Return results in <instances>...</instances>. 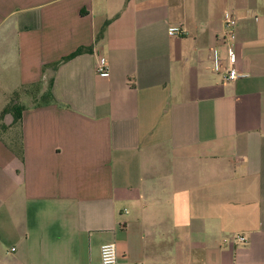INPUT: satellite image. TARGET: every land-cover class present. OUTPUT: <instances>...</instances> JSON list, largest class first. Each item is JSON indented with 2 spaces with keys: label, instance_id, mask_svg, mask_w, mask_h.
Segmentation results:
<instances>
[{
  "label": "crops",
  "instance_id": "1",
  "mask_svg": "<svg viewBox=\"0 0 264 264\" xmlns=\"http://www.w3.org/2000/svg\"><path fill=\"white\" fill-rule=\"evenodd\" d=\"M9 82L29 93L0 122V264H96L105 244L117 264H264V0H0Z\"/></svg>",
  "mask_w": 264,
  "mask_h": 264
},
{
  "label": "built area",
  "instance_id": "2",
  "mask_svg": "<svg viewBox=\"0 0 264 264\" xmlns=\"http://www.w3.org/2000/svg\"><path fill=\"white\" fill-rule=\"evenodd\" d=\"M237 28L238 20L232 11H226L224 15V37L222 45L213 50L212 60L214 71L221 72L227 82L235 81L244 75L238 72L237 65L239 56L237 52ZM185 31L182 27H172L169 29L171 36H182ZM98 75L107 77L110 74L109 63L106 59L101 58L97 69ZM237 242L245 243L246 238L238 236ZM117 248L114 244H105L100 250V261L96 264H117Z\"/></svg>",
  "mask_w": 264,
  "mask_h": 264
},
{
  "label": "trees",
  "instance_id": "3",
  "mask_svg": "<svg viewBox=\"0 0 264 264\" xmlns=\"http://www.w3.org/2000/svg\"><path fill=\"white\" fill-rule=\"evenodd\" d=\"M91 51V49H87V48H80L78 49L75 53H73L72 55H70L67 58H64L62 61H60L59 63H56L54 65L51 66V68H53L54 70H56L61 64L68 62L74 58H76L77 56L85 53V52H89ZM52 85V81H50L49 86ZM29 93V91L24 90L23 93H17L15 94L11 101H10V105L7 106V108L3 111V113L0 116V122H4L5 118L9 115H11L14 118V122L10 127H13L14 125L18 124L19 122H21L22 120V113L24 111V107H22L19 102H20V97L22 94ZM34 96V98L36 99V102H38L39 104H49L53 102V97L51 95L50 92H45L42 94V86L40 84L38 85H34L32 86L31 92ZM41 95V96H40ZM40 96V98H38ZM10 127H7L5 124H3V130L5 129H9Z\"/></svg>",
  "mask_w": 264,
  "mask_h": 264
},
{
  "label": "rangeland",
  "instance_id": "4",
  "mask_svg": "<svg viewBox=\"0 0 264 264\" xmlns=\"http://www.w3.org/2000/svg\"><path fill=\"white\" fill-rule=\"evenodd\" d=\"M5 86L10 87V82L9 83H4V87H3L4 90H0V112L1 113L7 108L8 105H10V101H11L12 97L15 95L13 93V94H11V96L9 98H7L6 94H8V93L5 92Z\"/></svg>",
  "mask_w": 264,
  "mask_h": 264
}]
</instances>
